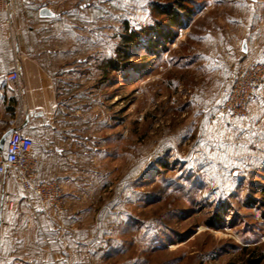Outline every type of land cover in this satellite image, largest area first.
<instances>
[{"label":"rangeland","instance_id":"1","mask_svg":"<svg viewBox=\"0 0 264 264\" xmlns=\"http://www.w3.org/2000/svg\"><path fill=\"white\" fill-rule=\"evenodd\" d=\"M56 6L55 49L73 61L60 109L95 159L75 207L63 189L59 264H264V83L249 119L206 123L236 69L262 58L264 0Z\"/></svg>","mask_w":264,"mask_h":264},{"label":"crops","instance_id":"2","mask_svg":"<svg viewBox=\"0 0 264 264\" xmlns=\"http://www.w3.org/2000/svg\"><path fill=\"white\" fill-rule=\"evenodd\" d=\"M41 8L53 16L42 17ZM56 8V0H11L9 23L0 14V137L14 126L30 135L37 179L56 178L72 208L77 204L73 191L92 185L87 171L95 159L90 138L80 134L81 120L66 117L60 109L58 97L68 89L61 79L73 61L55 49ZM14 70L17 82H7L5 76ZM4 189L16 207L8 211L0 201V264H59L63 237L54 227L61 221L46 215L36 200L26 203L12 176L5 178Z\"/></svg>","mask_w":264,"mask_h":264},{"label":"built area","instance_id":"3","mask_svg":"<svg viewBox=\"0 0 264 264\" xmlns=\"http://www.w3.org/2000/svg\"><path fill=\"white\" fill-rule=\"evenodd\" d=\"M0 14L5 15L6 23H9L11 0H0ZM261 56V60L251 61L236 69L225 100L207 116L208 128L222 120L234 123L249 119L251 105L258 101L264 83V51ZM18 78L16 70L5 76L10 83H16ZM33 143L30 135L14 126L7 137L5 149L0 150L1 204L8 211L16 207L12 195L4 189L5 178L12 176L20 186L26 203L31 204L33 199L36 200L46 215L60 222L67 215L62 185L56 178L37 179V161L31 156Z\"/></svg>","mask_w":264,"mask_h":264},{"label":"trees","instance_id":"4","mask_svg":"<svg viewBox=\"0 0 264 264\" xmlns=\"http://www.w3.org/2000/svg\"><path fill=\"white\" fill-rule=\"evenodd\" d=\"M161 14L162 15H165L164 17L166 19H169V23H168V26L169 27L180 24V21H179V18L178 17H176V18L175 17L174 18L173 17H171V18L169 17L168 18V15H172V12H170V11L166 12L165 11V12H162ZM158 26H159V24H156L153 28H149V30H151V31L156 30L157 33H158V35H160L159 34L160 33V30H159ZM141 31H144V32H142L144 34V37L145 36H148L147 30H141ZM139 37H140L139 33L133 31L130 34L125 35L123 39H124V42L125 43H127V44L131 43V44H134L135 45L136 44V41L138 40ZM153 46H155V45H153ZM115 67H117V66H115ZM260 262H261V258L258 259V260H256L255 262H252V264H260Z\"/></svg>","mask_w":264,"mask_h":264},{"label":"water","instance_id":"5","mask_svg":"<svg viewBox=\"0 0 264 264\" xmlns=\"http://www.w3.org/2000/svg\"><path fill=\"white\" fill-rule=\"evenodd\" d=\"M40 15L42 17H52L53 14L47 9V8H41L40 10ZM243 50H245L244 46H243ZM12 128L8 129L7 131H5L1 137H0V150H2L3 145L8 137V135L11 133Z\"/></svg>","mask_w":264,"mask_h":264}]
</instances>
